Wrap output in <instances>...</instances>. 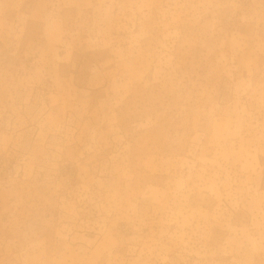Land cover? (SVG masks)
Listing matches in <instances>:
<instances>
[{
	"label": "rangeland",
	"instance_id": "rangeland-1",
	"mask_svg": "<svg viewBox=\"0 0 264 264\" xmlns=\"http://www.w3.org/2000/svg\"><path fill=\"white\" fill-rule=\"evenodd\" d=\"M0 264H264V0H0Z\"/></svg>",
	"mask_w": 264,
	"mask_h": 264
}]
</instances>
